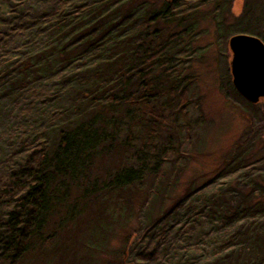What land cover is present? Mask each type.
Masks as SVG:
<instances>
[{"label":"trees","instance_id":"trees-1","mask_svg":"<svg viewBox=\"0 0 264 264\" xmlns=\"http://www.w3.org/2000/svg\"><path fill=\"white\" fill-rule=\"evenodd\" d=\"M263 12L264 0H0V264H264V145L248 139L145 225L161 227L153 245L97 254L190 155L198 24L212 20L229 51L237 33L264 42ZM227 76L238 93L229 64Z\"/></svg>","mask_w":264,"mask_h":264},{"label":"rangeland","instance_id":"rangeland-1","mask_svg":"<svg viewBox=\"0 0 264 264\" xmlns=\"http://www.w3.org/2000/svg\"><path fill=\"white\" fill-rule=\"evenodd\" d=\"M203 8L200 7V10ZM227 20L231 22V19ZM196 31L198 37L193 44L200 47V51L194 53L190 60L197 75L199 108L194 107L191 111L190 155L178 175L173 171L175 162H170L160 178L162 184L156 191L157 195H150L147 206L134 203V214L129 215L123 229H118L108 239L105 252L100 251L98 255L104 256L130 240H133L130 246L135 250L153 245L151 238L161 227L142 232L143 228L167 211L175 196L183 193L191 179L195 178L199 184L209 180L242 140L248 139L246 144L251 143L250 149L254 152L261 148V144L264 145V98L251 105L231 87L227 76L230 53L224 42L225 35L217 33L212 20H201ZM165 236L164 244L167 243V233ZM159 258L153 264L165 263L166 258Z\"/></svg>","mask_w":264,"mask_h":264},{"label":"water","instance_id":"water-1","mask_svg":"<svg viewBox=\"0 0 264 264\" xmlns=\"http://www.w3.org/2000/svg\"><path fill=\"white\" fill-rule=\"evenodd\" d=\"M229 69L236 91L248 102L264 98V42L258 36L237 33L228 40Z\"/></svg>","mask_w":264,"mask_h":264}]
</instances>
